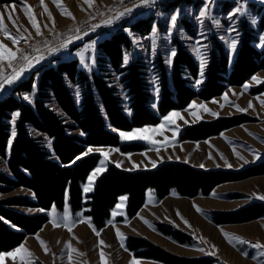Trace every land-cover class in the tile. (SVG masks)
<instances>
[{
	"label": "rangeland",
	"instance_id": "obj_1",
	"mask_svg": "<svg viewBox=\"0 0 264 264\" xmlns=\"http://www.w3.org/2000/svg\"><path fill=\"white\" fill-rule=\"evenodd\" d=\"M113 1L115 0H94V3L89 6L84 0H61V7L70 11L74 18L63 15L61 7H57L53 0H44V5L40 4V0H25V3L33 10L35 19L41 27V36H47L65 31L73 24L91 16V12L96 7L101 4L109 6ZM171 1L143 6L147 9L143 14L125 23L130 24L140 18L150 16L151 27L147 34H142L140 31L131 32L128 27H124L132 43L131 49L124 54V61L127 58L126 63H128L138 58L148 66L152 108L156 106L160 89L156 73L158 69L154 67L155 61L160 55L163 58L166 71L168 74L170 73L174 57L172 52L176 53L174 39L185 47L198 62L199 72L193 83L195 87L200 86L204 80L208 54L215 41L220 42L226 50L229 68L232 67L239 47L245 38L249 39L250 37L251 44L257 50L264 49L262 46L264 40L261 39L264 37V24H261L264 18V0H189V2L180 0L177 6H172ZM238 2L244 5V13L233 15ZM44 6L47 7V12L44 11ZM206 7L209 15L201 17L200 13ZM9 13L16 24L21 26L19 31L8 20ZM49 13H51V18ZM0 14H3L5 26L11 33L26 38L13 45L0 32V42L14 51L17 47L22 50L30 40L37 36L18 0H0ZM172 15H177L175 27L171 26L170 17ZM53 19L55 23H53ZM45 25L47 26L45 27ZM123 26L124 24L120 28ZM154 28L155 33L153 32ZM112 31L116 30L100 32L72 49H65L60 52L62 56L60 54L59 56L62 59L76 58L79 67L86 73L96 71L97 43L108 38ZM231 38H238L235 52L229 46ZM153 39L155 44H153ZM81 53H83V60ZM201 58H203V67H201ZM24 75L26 76V72ZM112 80L114 85L119 88L123 101L126 103L125 94L117 81L118 77H113ZM17 82L8 85L3 95L8 93ZM245 85L248 87L245 88ZM257 88L261 91H255ZM35 94L34 90L24 97H29L26 101L32 102ZM75 95L78 98L77 90ZM225 95L228 97L227 101L224 99ZM262 100H264V69L252 74L242 85L228 86L219 96L209 100L194 98L185 108L170 111L160 117L157 124L145 125L128 131H116L120 142H138L141 149L124 153L115 146L87 147L85 153L100 155L97 166L89 176L97 168L102 167L103 170L97 173L91 182L87 178L82 187L83 194L86 196L92 190L94 181L104 172L108 164H114L124 170L135 171L153 169L168 162H180L206 171L250 172L264 161V105L261 104ZM249 102H251L252 108L248 107ZM238 109H246V111ZM172 113L179 115L172 116ZM165 117L170 119L165 120ZM220 117H240L242 121L205 139H179V134L185 126ZM161 125H164L162 132L144 133L146 137H151L155 143L148 139H124L120 136L121 132L156 129ZM89 148L93 151L88 152ZM97 149L108 153L107 159L100 151H96ZM0 169H4L1 159ZM250 174L238 180L218 183L206 195L198 194L189 197L170 190L162 198H157L155 191L148 189L145 193L144 204L130 218L125 213L126 199L121 201L120 197L103 228L96 229L92 223V226L100 232L99 236L89 227L87 223L89 217L84 214V209L73 212L66 200L62 209L50 207L46 211L48 220L45 224L35 233L27 235L18 246L7 252H13L23 246L33 254V264H70L66 247L70 242L72 247L78 250V252L72 253L71 264H104L99 255L101 250L105 253L107 264H131L133 259L138 264H162L150 259L135 257L133 252L127 249L128 237H138L180 258H206L210 260V264H264V255L260 254L261 250L251 246L256 242L264 244V206L263 214L260 217L248 221L217 223L213 220V214L216 212L237 211L254 202L264 205V199L259 198L264 196V173L254 171ZM86 189L88 190L86 191ZM24 195L31 194L21 187L0 197L11 198ZM117 205H120V208H117ZM197 207L201 210L200 212L196 210ZM15 209L28 214L40 212V210L22 207ZM114 211L118 213L115 217L112 215ZM65 213L68 214L69 222H75L71 232L62 226ZM53 219L60 221L61 226L53 227ZM82 220L84 222H81ZM145 220L149 223L146 224ZM117 229L124 236L123 247H121L120 239L117 238ZM163 229L170 230L168 232L183 233L186 236L185 241H177ZM223 232L240 237L250 243L236 244L234 247L224 237ZM37 236L45 241L50 250L48 254H45ZM200 237H203L207 243H203L199 239ZM100 240H103L107 246L99 245ZM213 252L215 254H212ZM79 253L84 255L81 256ZM243 253L248 255L245 256ZM3 264H20V261L18 258L13 260L11 257H5Z\"/></svg>",
	"mask_w": 264,
	"mask_h": 264
},
{
	"label": "trees",
	"instance_id": "obj_2",
	"mask_svg": "<svg viewBox=\"0 0 264 264\" xmlns=\"http://www.w3.org/2000/svg\"><path fill=\"white\" fill-rule=\"evenodd\" d=\"M179 2L172 0L171 5L177 6ZM124 27L147 34L150 16L124 24L97 43L96 71L86 73L76 58L55 56L20 79L0 98V159L4 165L0 169V196L21 187L31 194L0 197V253L15 248L27 235L38 231L48 220L46 211L52 206L62 209L66 200L73 212L84 209L94 227L101 229L122 196L126 197L125 213L130 218L144 204L148 189H153L157 198L170 190L192 197L208 194L223 181L238 180L254 171L264 173V161L250 172L239 173L206 171L180 162L135 171L108 164L94 181L92 190L86 196L83 194V184L100 160L98 153L85 155L87 147L115 146L124 153L139 151L138 142H120L116 131L157 124L160 117L185 108L194 98L209 100L219 96L228 86L242 85L252 74L264 69V49L257 50L250 37L242 41L231 68L226 50L215 41L208 54L204 80L195 87L198 62L174 39L176 53L170 73L160 55L155 61L160 89L156 106L152 108L148 66L138 58L128 64L123 62L125 52L132 47ZM113 77H118L126 103ZM34 90L32 102L26 101L24 95ZM16 112L20 115L14 120ZM241 121L240 117L200 121L185 126L179 139H205ZM263 206L254 202L237 211L216 212L213 220L248 221L260 217ZM16 207L40 212L28 214ZM163 231L179 242L185 241L186 236L179 231ZM126 247L135 257L162 264H210L206 258L174 256L138 237H128Z\"/></svg>",
	"mask_w": 264,
	"mask_h": 264
},
{
	"label": "snow or ice",
	"instance_id": "obj_3",
	"mask_svg": "<svg viewBox=\"0 0 264 264\" xmlns=\"http://www.w3.org/2000/svg\"><path fill=\"white\" fill-rule=\"evenodd\" d=\"M19 4L21 5L22 11L24 12V14L28 17L30 23L32 24V27L35 29V33L37 36H41L42 32H41V27L38 25L37 20L35 19V16L33 14V10L31 8V6L26 5L25 0H18ZM84 2L86 4H88L89 6H91L94 3V0H84ZM121 2H123V0H121ZM154 2V0H140L139 4H134L133 7H125L123 11H117L116 15L106 19L103 21V23L105 25H110L112 23H114L116 20L121 19L122 17H124L125 15H129L131 14L135 8L137 7H141L143 5H149L152 4ZM53 3H55L57 5V7H61V0H53ZM40 4L44 5V0H40ZM6 8L8 7L7 5L5 6ZM44 11L47 12L48 9L46 6H44ZM115 11V10H113ZM61 12L63 15H67L69 17H72V13L70 11H67L66 9L61 7ZM243 14L244 13V5L241 3H237V7L235 8L233 15L235 14ZM209 15V12L207 11V7L205 8V10L201 11L200 16L204 17ZM49 17L51 18V13H49ZM74 18V17H72ZM8 20L11 21L13 23V25L17 28V30H20V25L16 24V21L13 19L12 15L9 13L8 15ZM170 21H171V26L175 27L176 22H177V15H172L170 17ZM254 22V21H253ZM53 23H55L54 19H53ZM47 25H45L46 27ZM100 24H94L92 25V29L94 30L95 28L100 27ZM77 32H79L80 30L77 29ZM0 32H2L4 34V36L11 41V43L13 45H16L20 42L21 39H26L23 36H17L16 34L11 33L7 27L5 26L4 23V18H3V14H0ZM153 32L155 33V28L153 29ZM87 34V33H85ZM81 37L79 35L75 36V39H80ZM262 40H264V37H261ZM237 42H238V38H231L230 40V48L233 52H235L236 47H237ZM73 43V37H68L66 40H64L59 47L57 48H51L49 49L50 52H58L62 49H67L68 46ZM153 44H155V40L153 39ZM264 46V45H262ZM198 51V49H197ZM172 56H175V51L172 52ZM44 59V57L38 56V57H31L30 55L25 54L23 51H21L20 48H16L15 51L8 47L7 45L3 44L2 42H0V91H3L5 89L6 85H12L15 82L19 81L21 79V77L23 76V74L28 71L29 69H31L34 66V63H39L40 60ZM81 59L83 60V53H81ZM19 61H23V63H20L19 66L17 67V62ZM6 62V63H5ZM127 62V58H125V63ZM201 67H203V58H201ZM6 69H11V72L8 74H5ZM254 79H256L254 77ZM248 86L245 85V88H247ZM25 100H28L29 97L25 96L24 97ZM225 101H227L228 97L227 95H225L224 97ZM261 104L264 105V100L261 101ZM223 106V105H222ZM249 108H252V104L251 102H249L248 105ZM240 111H246V109H238ZM205 111H207V109H205ZM20 115L19 112H16L14 114V120L15 117H18ZM178 113H172V116H178ZM213 115H216L215 113H213ZM170 119L169 117H165V120ZM164 128V125L159 126L156 129H136L133 132H121L120 136L124 139H148L150 142L155 143V141H153L151 139V137H146L144 135V133L146 132H162V129ZM15 131L12 132V136H15ZM93 149L89 148L88 152H92ZM96 151H100L101 154L105 157V159H107L108 157V153L104 152L103 150L97 149ZM233 151H235V149H233ZM85 155H87V153H85ZM119 166V165H118ZM103 169L101 168H97L94 170V172L92 173V175H90L88 177L89 182H91L93 180V178L96 176L97 173L101 172ZM88 189H86L87 191ZM260 199H264V196L259 197ZM126 197H121V201L125 200ZM117 208H120V205H117ZM196 210L198 212H200L201 210L197 207ZM118 213L117 212H113L112 215L113 217H115ZM122 214V213H119ZM179 215V213H177ZM81 222H84L83 220ZM146 224L149 223L147 220L144 221ZM87 223L89 225V227L92 228V231L99 236L100 232L98 230H96L93 226H92V222H91V218H87ZM185 223L187 224V221H185ZM53 227L56 226H61V222L53 219L52 221ZM75 222H69L68 220V214L65 213L64 216V222L62 224L63 227L67 228V230L69 232L72 231V228L74 227ZM151 226V225H149ZM223 231V230H222ZM116 235L117 238L120 239L121 241V247H123V240H124V236L123 234L119 231V229L116 230ZM224 237L228 240V242L230 244H232L234 247L236 244H245V243H250L248 241L243 240L240 237H234L231 234L227 233V232H223ZM38 242L40 243V245L42 246V248L45 251V254H48V252L50 251L47 246L45 241H43L39 236L36 237ZM203 243H207V241L203 238L200 237L199 238ZM99 245H105V242L103 240L99 241ZM107 246V245H105ZM253 248L261 250L260 254L264 255V244H261L259 242H256L254 244L251 245ZM67 249H68V260L71 264L72 260H73V256L72 253L78 252L77 249H75L74 247H72L71 243L68 242L66 245ZM213 248H215V246L213 245ZM19 254V256H18ZM212 254H215L214 252ZM245 256H247V253H243ZM79 255H84L83 253H79ZM100 255V259L102 262H104V264H107V262L105 261V253L103 250L100 251L99 253ZM33 254L25 247L21 246L19 248H17L16 250H14L13 252H7V253H3L0 254V264H3V261L5 259V257H11L13 260H16L17 258L20 261V264H33V259H32ZM131 264H138V262L133 259Z\"/></svg>",
	"mask_w": 264,
	"mask_h": 264
},
{
	"label": "built area",
	"instance_id": "obj_4",
	"mask_svg": "<svg viewBox=\"0 0 264 264\" xmlns=\"http://www.w3.org/2000/svg\"><path fill=\"white\" fill-rule=\"evenodd\" d=\"M164 1H167V0H154L152 5H154L155 3H162ZM139 3H140V0H123V2H121V0H115L109 6L101 5V6L96 7L91 12L92 13L91 16L82 19L77 24H73L72 26L68 27L65 31L60 32L59 34H53V35H47V36H35L34 39L30 40L26 44V46L23 47L21 51H23L27 55H30L31 57L42 55L44 59L40 60L39 63H34V66L29 70L35 69L37 66L44 63L49 58L56 56L59 52L65 50V49H62L58 52L49 51V49L51 48L59 47V45L64 40H66L68 37H73V43H71L67 49L83 43L89 37L96 35L100 32H103L106 30L118 29L123 24L129 22L131 19L137 17L140 14H143L147 10L143 6H149L150 4L135 8L131 14L125 15L124 17H122L119 20H116L114 23L110 25H105L103 23L104 20L115 16L117 11H123L125 7H133L134 4H139ZM94 24H100L101 26L93 30L92 25ZM77 29H79L80 31L77 32L76 31ZM76 35H79L81 38L75 39ZM20 63H23V61L17 62V67L19 66ZM10 72H11V69H6L5 74H8ZM28 72L30 71H26V73ZM7 86L8 85L5 86V89ZM5 89L3 91H0V97L3 95V92L5 91Z\"/></svg>",
	"mask_w": 264,
	"mask_h": 264
},
{
	"label": "crops",
	"instance_id": "obj_5",
	"mask_svg": "<svg viewBox=\"0 0 264 264\" xmlns=\"http://www.w3.org/2000/svg\"><path fill=\"white\" fill-rule=\"evenodd\" d=\"M60 56H62V54H60ZM124 56H125V55H124ZM124 56H123V62H124V64H128V63H130V62L125 63V61H124Z\"/></svg>",
	"mask_w": 264,
	"mask_h": 264
},
{
	"label": "bare ground",
	"instance_id": "obj_6",
	"mask_svg": "<svg viewBox=\"0 0 264 264\" xmlns=\"http://www.w3.org/2000/svg\"><path fill=\"white\" fill-rule=\"evenodd\" d=\"M102 5V4H101Z\"/></svg>",
	"mask_w": 264,
	"mask_h": 264
}]
</instances>
